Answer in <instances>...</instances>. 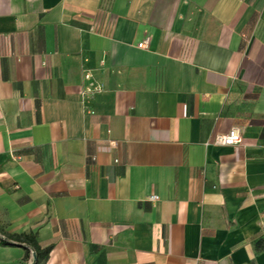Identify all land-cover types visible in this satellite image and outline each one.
<instances>
[{
    "label": "crops",
    "instance_id": "0c3cea01",
    "mask_svg": "<svg viewBox=\"0 0 264 264\" xmlns=\"http://www.w3.org/2000/svg\"><path fill=\"white\" fill-rule=\"evenodd\" d=\"M0 226L44 264H264V0H0Z\"/></svg>",
    "mask_w": 264,
    "mask_h": 264
},
{
    "label": "trees",
    "instance_id": "16d2710c",
    "mask_svg": "<svg viewBox=\"0 0 264 264\" xmlns=\"http://www.w3.org/2000/svg\"><path fill=\"white\" fill-rule=\"evenodd\" d=\"M0 244L24 247L25 259L29 264H44L52 250V246L43 247L39 243L36 233L14 234L6 231L2 226H0ZM33 252L36 254V260L33 258Z\"/></svg>",
    "mask_w": 264,
    "mask_h": 264
},
{
    "label": "built area",
    "instance_id": "2783aa9c",
    "mask_svg": "<svg viewBox=\"0 0 264 264\" xmlns=\"http://www.w3.org/2000/svg\"><path fill=\"white\" fill-rule=\"evenodd\" d=\"M148 41L145 40L141 42L139 45L141 47H147ZM85 77L89 81V83L84 87L82 96H83V101L85 103H89L96 94L102 92L105 89V84L99 80H96L94 77V74L92 73L91 70H86L85 71ZM90 113H94L95 111L90 109ZM243 142V137L241 134V131L234 127L230 129L228 132L225 133H218L216 134L214 138V143L217 145H226V146H233L237 145ZM116 141H112V145H116ZM151 199H157L158 196L152 195L150 197Z\"/></svg>",
    "mask_w": 264,
    "mask_h": 264
},
{
    "label": "water",
    "instance_id": "95a60500",
    "mask_svg": "<svg viewBox=\"0 0 264 264\" xmlns=\"http://www.w3.org/2000/svg\"><path fill=\"white\" fill-rule=\"evenodd\" d=\"M33 258L34 260H36V254L33 252Z\"/></svg>",
    "mask_w": 264,
    "mask_h": 264
}]
</instances>
